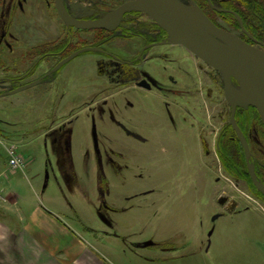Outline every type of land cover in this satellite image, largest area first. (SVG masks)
Listing matches in <instances>:
<instances>
[{
  "label": "rangeland",
  "instance_id": "obj_1",
  "mask_svg": "<svg viewBox=\"0 0 264 264\" xmlns=\"http://www.w3.org/2000/svg\"><path fill=\"white\" fill-rule=\"evenodd\" d=\"M76 1L95 3L100 19L125 0ZM138 21L154 23L146 16ZM65 37H72L76 49L96 38L91 31H68L53 0H0V91L14 89L7 79L28 73L36 60H26L31 46L58 44ZM130 37L116 32L101 47L112 57L83 54L57 77L41 82L59 60L51 58L20 81L37 80L38 86L0 98L5 137L13 140L27 131L26 117L38 122L49 116L48 124L41 121L43 130L49 129L46 140L71 138L79 153L92 151L103 169L100 189L81 175L75 182L79 188L71 184L59 191L49 175L41 194L25 172L11 177L6 190L25 200L19 203L22 209L30 202L51 206L46 199L54 200L67 226L108 264H264V198L224 170L215 151L230 114L220 74L181 46L168 44L151 50L139 64L142 77L155 87L135 88L142 78L128 83L115 59L127 61L139 52L141 40ZM70 114L71 126H58ZM240 118L253 154L250 164L264 170L260 120ZM72 130L70 137H60ZM20 152L27 162L28 153ZM5 163L0 146V165ZM146 243L156 245L141 247Z\"/></svg>",
  "mask_w": 264,
  "mask_h": 264
},
{
  "label": "crops",
  "instance_id": "obj_2",
  "mask_svg": "<svg viewBox=\"0 0 264 264\" xmlns=\"http://www.w3.org/2000/svg\"><path fill=\"white\" fill-rule=\"evenodd\" d=\"M3 96L6 95H0V98ZM27 103L29 102L27 101ZM29 105L32 104L29 103ZM22 106L23 104L18 107ZM32 108L34 107L29 108L30 114H34ZM67 116L58 126L68 123L71 126L73 123L72 114ZM48 119L49 116L45 118L44 115L38 118L41 126L36 129L38 122L34 116L26 117L25 123L28 125V130L19 132L16 137L12 138L13 140L5 137L6 134L0 127V137L5 143L16 146L20 154V150H25L29 155L28 161L24 160V165L19 170L11 171L7 163H5L6 166L0 165V231L9 232L13 245L11 250L16 256L15 264H108L107 258L100 255L93 244L90 245L84 238L76 234L68 223L69 226H67L61 213H58L61 210L54 207V200L46 199L51 206L30 202L31 205L22 209L19 207V203L24 204L25 200L22 202L19 195L12 190H6L10 187L11 177L17 173L25 172L35 180L36 187L40 186V189L38 186V190L39 192L41 190V194L45 192L49 183V175L54 179L53 184L57 185L59 191L67 185L66 188L69 189L68 187L75 184L81 175H84L85 180L94 182L97 189H100L98 185L102 183H100L98 174L99 172L103 174V169L100 171L95 164L93 152L87 149L79 153L74 149L71 138L46 140V132L49 129L44 131L42 125L43 122L48 124ZM15 120L19 122V120ZM72 132L75 131H68L60 137H70ZM42 175L45 176L46 182L45 180L43 182ZM77 184H79V180H77ZM77 184L75 185L77 186ZM215 218L216 216L213 217V219ZM94 243H98L97 239H94ZM33 250L40 252L38 260L32 258Z\"/></svg>",
  "mask_w": 264,
  "mask_h": 264
},
{
  "label": "water",
  "instance_id": "obj_3",
  "mask_svg": "<svg viewBox=\"0 0 264 264\" xmlns=\"http://www.w3.org/2000/svg\"><path fill=\"white\" fill-rule=\"evenodd\" d=\"M59 18L70 27L80 30H114L124 14L138 12L154 21L167 35L164 43L180 45L208 67L218 72L223 82L224 99L230 106L229 125L243 148L250 180L264 197V184L258 179L250 164L249 145L235 119L237 109L257 110L264 126V52L242 42L234 35L216 27L196 6L188 7L179 0H132L109 12L96 21H78L63 6V0H54ZM193 8L196 13L190 12ZM216 11L221 12L216 9ZM90 13L89 15H91ZM241 25L240 18L235 14ZM98 51L93 47L79 49L62 60L55 68L74 57ZM233 81L237 84L234 86ZM34 81L16 88L9 94L19 93L34 87ZM140 85H146L141 82ZM149 243L142 245L146 247Z\"/></svg>",
  "mask_w": 264,
  "mask_h": 264
},
{
  "label": "flooded vegetation",
  "instance_id": "obj_4",
  "mask_svg": "<svg viewBox=\"0 0 264 264\" xmlns=\"http://www.w3.org/2000/svg\"><path fill=\"white\" fill-rule=\"evenodd\" d=\"M129 1H132V0H125L120 5L118 4L119 6L118 5L115 6V9H117L118 7H120L121 5H123L124 3H127ZM179 1L186 6H188V4L191 5L190 7L196 6L216 27L234 35L235 37L240 39L242 42L264 52V13L252 12V16H249L247 13L246 5L242 2V0H179ZM53 5H54L55 11H56L54 0H53ZM63 6H64L66 12L70 15L74 14L75 18L78 21L84 22V21L99 20L98 13H97L98 12V6L95 3L87 5V4H84V3L80 2V1H76V0H63ZM253 8H255V5L253 6ZM115 9H113V10H115ZM216 9L220 10L221 12L216 11ZM113 10H111V11H113ZM90 13H92V14L89 15ZM232 13H235L240 18L241 25L238 23V21L232 15ZM142 16H146V15H144L142 13H138V12L126 13L122 16L119 26L114 30H108V31L107 30H80V29H76L74 27L67 26L62 20L61 21L63 22L64 26L66 27V29L68 31H70V30H72V31L73 30L83 31V32L91 31V32L95 33V37H96L95 41L89 47L96 48V49H98V51L90 52V53H84V54H96V55H102L104 57H112L111 55L106 53L105 50L102 49L101 47L106 46L108 42L113 40L116 36V32H121L123 36H127V37L131 36L130 38H137V39L141 40L142 47L134 58L127 60V61H123V60L118 59L116 57H115V59L118 61L120 66L125 71V74L123 77L126 76L128 78V83L132 82V80L142 78L139 82H137V85L135 86V88L149 91L152 88H154L155 86H153V84H152V82L148 76L142 77V76H144L142 71H140V67L142 64L141 65H139V64L142 62V58H144L146 55H148V53L151 50H154V49H157L160 47H166L169 45H168V43H164L167 41V35L163 38H160L162 29L159 28L155 23H152V22L147 23V22L138 21V18L140 17V19H141ZM97 31H105V32H107V34L110 37H107V38L102 37L101 39H99L100 36L97 33ZM65 42H68L67 45H65L59 51L56 50L53 52L46 53L42 56L41 55L36 56L34 58L36 60H35L34 64H32L28 73L23 74L21 76H17V77L13 76L12 78L7 79V81L9 82L8 84L10 86H13L14 89L25 85V84H20V81L21 80L23 81L29 75L35 73L39 69L41 64L45 63L46 61H48L51 58H53V59L57 58L59 60L50 71H47L39 79L42 80L41 82H45L49 78H51V76L57 77L73 59L77 58L78 56L83 55V54H80V55L74 57L73 59H71L67 63L61 65L57 70H55L56 66L62 60H64L69 55H71L72 53L79 50V49L74 48V45L72 44V37H70V39L68 37H65L63 40H60V42L58 44L56 43V41H54V42L46 41V42H42L40 44H35L29 48V52H32V50L38 48L39 46H43L46 44H53V47L56 48V47H61V44H65ZM182 48H184V47H182ZM34 59H32V60L26 59V60L33 61ZM15 71L18 72L17 69H15ZM35 81H37V80H35ZM141 82H145L146 85H144V86L140 85ZM27 84H29V83H27ZM233 84H234V86L237 87V84L234 81H233ZM126 87H130V86H126ZM6 91H8V90H6ZM6 91L5 90L0 91V95H4V94L9 92V91L8 92H6ZM223 96H224V94H223ZM224 101H225V99H224ZM229 108H230V106H229ZM230 112H231V109H230ZM241 112L245 113V114H248L250 112L253 113L255 116H257L259 118L261 126L264 129V126L262 125V122H261V119L258 115L257 110L252 108V107H249L248 110L237 109V111H236L235 119H236V123H237L238 127L241 129V131H242V125L239 122V119H240V121H242L240 118V115L242 116ZM237 116H238V118H237ZM229 117H230V114H229ZM226 127H229L232 129V127L229 125V121H228L227 125L222 129V131H220L219 134L217 135L216 144H215V146H216L215 151L217 153V157H218V148H219L218 143H219L220 138L222 136V133L224 132ZM232 131H233V129H232ZM233 133L236 137V140L238 141V138H237L234 131H233ZM242 133H243V131H242ZM243 135H244V133H243ZM244 137H245V135H244ZM245 139L249 145L248 138L245 137ZM250 152H251V150H250ZM251 158L252 159H250V163H252V161H253V154L252 153H251ZM219 162H220V160H219ZM220 165L225 170V168L221 162H220ZM254 171H255V169H254ZM258 179L260 180V178H258Z\"/></svg>",
  "mask_w": 264,
  "mask_h": 264
},
{
  "label": "trees",
  "instance_id": "obj_5",
  "mask_svg": "<svg viewBox=\"0 0 264 264\" xmlns=\"http://www.w3.org/2000/svg\"><path fill=\"white\" fill-rule=\"evenodd\" d=\"M242 2L246 5L247 8V13L249 16H252V12H262L264 13V0H242ZM255 5V8L253 6ZM99 34V39L102 37L105 38L107 32L105 31H97ZM166 34L163 30H161V36L160 38L165 37ZM68 42H65V44H61V47H53V44H46L43 46H39L38 48L32 50V52H29L28 58L30 60L34 59L38 55H44L49 52L53 51H59L61 48H63L65 45H67ZM60 46V45H59ZM242 113V112H241ZM253 113H242V119L245 121H250L251 118L254 117L255 115H252ZM239 116V115H238ZM237 116V118H238ZM257 117V116H256ZM258 118V117H257ZM262 127V126H261ZM242 131L247 138V132L245 129V126H242ZM264 133V131H263ZM219 148H218V158L222 165L224 166L225 170L228 171L232 175H237L240 177V179L245 180L248 182L249 186L251 189L255 190L256 193L264 198L254 187L252 184L247 168H246V162H245V156H244V151L243 148L241 147L240 143L236 140V137L232 131L231 128L226 127L224 132L222 133V136L219 141ZM256 175L258 178H260L261 182L264 184V170L263 169H258L255 171ZM156 244H150L147 245V247H152ZM160 247H162V244H160Z\"/></svg>",
  "mask_w": 264,
  "mask_h": 264
},
{
  "label": "clouds",
  "instance_id": "obj_6",
  "mask_svg": "<svg viewBox=\"0 0 264 264\" xmlns=\"http://www.w3.org/2000/svg\"><path fill=\"white\" fill-rule=\"evenodd\" d=\"M12 241L10 239L9 232L0 231V264H15L16 256L12 249ZM40 252L33 250V259L38 260L40 258Z\"/></svg>",
  "mask_w": 264,
  "mask_h": 264
},
{
  "label": "built area",
  "instance_id": "obj_7",
  "mask_svg": "<svg viewBox=\"0 0 264 264\" xmlns=\"http://www.w3.org/2000/svg\"><path fill=\"white\" fill-rule=\"evenodd\" d=\"M0 146L5 150L7 156V165L11 171L19 170L24 165L23 156L18 152L17 147L14 145L6 144L0 138Z\"/></svg>",
  "mask_w": 264,
  "mask_h": 264
},
{
  "label": "bare ground",
  "instance_id": "obj_8",
  "mask_svg": "<svg viewBox=\"0 0 264 264\" xmlns=\"http://www.w3.org/2000/svg\"><path fill=\"white\" fill-rule=\"evenodd\" d=\"M189 11L193 12V13H196V11L193 8H191Z\"/></svg>",
  "mask_w": 264,
  "mask_h": 264
}]
</instances>
